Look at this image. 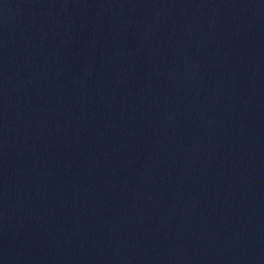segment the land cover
<instances>
[{
  "label": "water",
  "instance_id": "95a60500",
  "mask_svg": "<svg viewBox=\"0 0 264 264\" xmlns=\"http://www.w3.org/2000/svg\"><path fill=\"white\" fill-rule=\"evenodd\" d=\"M0 264H264V0H0Z\"/></svg>",
  "mask_w": 264,
  "mask_h": 264
}]
</instances>
